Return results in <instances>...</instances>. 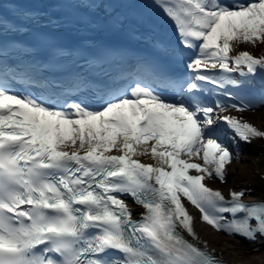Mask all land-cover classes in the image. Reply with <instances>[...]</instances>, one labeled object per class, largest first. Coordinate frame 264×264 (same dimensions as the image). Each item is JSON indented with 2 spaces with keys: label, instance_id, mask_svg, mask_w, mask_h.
<instances>
[{
  "label": "snow or ice",
  "instance_id": "6c2138e0",
  "mask_svg": "<svg viewBox=\"0 0 264 264\" xmlns=\"http://www.w3.org/2000/svg\"><path fill=\"white\" fill-rule=\"evenodd\" d=\"M152 2L174 24L172 51L186 76L140 62L100 83L52 78L45 72L73 50L41 17L18 8L9 18L0 3V264H221L198 246L184 201L216 231L264 237V201L245 203L243 189L225 196L204 183H225V166L238 158L223 128L244 142L264 138L222 115L258 106L242 93L258 78L264 89V54L238 48L264 45V0ZM66 3L85 25L125 6ZM126 198L142 209L138 217Z\"/></svg>",
  "mask_w": 264,
  "mask_h": 264
},
{
  "label": "bare ground",
  "instance_id": "6f19581e",
  "mask_svg": "<svg viewBox=\"0 0 264 264\" xmlns=\"http://www.w3.org/2000/svg\"><path fill=\"white\" fill-rule=\"evenodd\" d=\"M241 47H247L255 53H264V45L258 44L256 47L241 45L239 48ZM246 116L264 129V107L247 111ZM261 141L264 139H254L247 144L237 143V151L233 153L238 154L237 163L233 165V161H231L226 165L228 184L237 183L238 185H249L252 188L246 197H252V193L255 191H264L263 180L256 174V170L264 171V142L261 145ZM239 146L247 149L240 152ZM196 229L210 245L218 248L224 256L238 260L243 264H264V249L250 251L247 258L240 259L244 252L239 248L241 244L235 239L224 237L202 223H197Z\"/></svg>",
  "mask_w": 264,
  "mask_h": 264
},
{
  "label": "rangeland",
  "instance_id": "374dc122",
  "mask_svg": "<svg viewBox=\"0 0 264 264\" xmlns=\"http://www.w3.org/2000/svg\"><path fill=\"white\" fill-rule=\"evenodd\" d=\"M233 165H236L237 163V158L233 159ZM257 172V171H256ZM228 180V179H227ZM227 182V181H226ZM226 182L224 184H226ZM240 249H242L244 251V254L242 255V257H240V259H245L247 258V254L250 253V251L246 250V248L240 247ZM249 255V254H248Z\"/></svg>",
  "mask_w": 264,
  "mask_h": 264
}]
</instances>
